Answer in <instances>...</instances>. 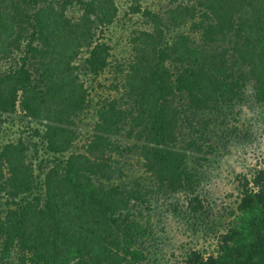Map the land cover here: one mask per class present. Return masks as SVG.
Returning a JSON list of instances; mask_svg holds the SVG:
<instances>
[{"label": "trees", "instance_id": "1", "mask_svg": "<svg viewBox=\"0 0 264 264\" xmlns=\"http://www.w3.org/2000/svg\"><path fill=\"white\" fill-rule=\"evenodd\" d=\"M152 5L118 57L116 0H0V264H264V165L234 204L204 188L226 116L264 104V0Z\"/></svg>", "mask_w": 264, "mask_h": 264}, {"label": "rangeland", "instance_id": "2", "mask_svg": "<svg viewBox=\"0 0 264 264\" xmlns=\"http://www.w3.org/2000/svg\"><path fill=\"white\" fill-rule=\"evenodd\" d=\"M137 1L140 0H116L119 19L112 28L113 33L97 34L99 38L107 37L114 41V54L118 57L126 55V52H124L126 45L122 34H124L123 28L127 22L125 21L127 17H124L123 14L128 11L131 4ZM149 1L153 2L152 8L156 11L157 9H163L171 0ZM69 13H74V11L70 10ZM122 16L123 18H120ZM134 20L137 22L140 21L134 18L129 20V23ZM78 65V68L80 67L78 70L82 73L80 74V78L85 83L84 86L87 87L88 91L96 89L98 82L102 83V78L108 79L109 77V73L99 77L90 76V74L85 73L83 70L81 62ZM100 91L103 90L99 88L95 92L100 94ZM86 121L87 118H84V125ZM5 125L0 127V146L12 135L9 132L11 128H6ZM79 125L82 129H85L82 123H79ZM223 126L227 127V131L230 134L223 137L224 140L220 142L221 144L215 156L211 157L209 163L206 164L207 179L204 183V188L208 192L209 199L213 201L212 204L214 206H218V209L222 206L225 207L234 204L237 196V190L235 189L237 183L235 180L238 174L250 173L254 168L264 165V104L249 100L247 104L241 106L239 114H237L235 119L234 110H232L226 116ZM13 129H15V126ZM174 219L173 217L168 220V228L166 227L164 230L169 229V233L176 235V238L179 235L178 241H188L190 239V233L188 234L187 232L190 231H187L183 226L181 227L179 222ZM170 246H166L167 252H172L175 247L170 248Z\"/></svg>", "mask_w": 264, "mask_h": 264}]
</instances>
